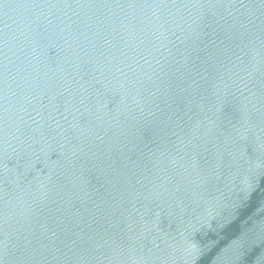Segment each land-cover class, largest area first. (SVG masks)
<instances>
[{
    "label": "water",
    "instance_id": "obj_1",
    "mask_svg": "<svg viewBox=\"0 0 264 264\" xmlns=\"http://www.w3.org/2000/svg\"><path fill=\"white\" fill-rule=\"evenodd\" d=\"M0 264H264V0H0Z\"/></svg>",
    "mask_w": 264,
    "mask_h": 264
}]
</instances>
